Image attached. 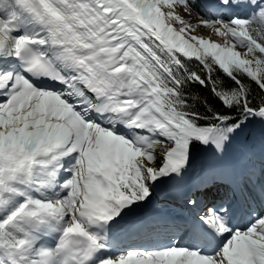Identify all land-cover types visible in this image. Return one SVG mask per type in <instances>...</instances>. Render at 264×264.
<instances>
[{
  "label": "snow or ice",
  "instance_id": "6c2138e0",
  "mask_svg": "<svg viewBox=\"0 0 264 264\" xmlns=\"http://www.w3.org/2000/svg\"><path fill=\"white\" fill-rule=\"evenodd\" d=\"M0 264H264V0H0Z\"/></svg>",
  "mask_w": 264,
  "mask_h": 264
},
{
  "label": "bare ground",
  "instance_id": "6f19581e",
  "mask_svg": "<svg viewBox=\"0 0 264 264\" xmlns=\"http://www.w3.org/2000/svg\"><path fill=\"white\" fill-rule=\"evenodd\" d=\"M185 19H187V17H185ZM193 23H195V21H193ZM200 31L203 32V33H200V34H204L205 36H207L208 33L204 29H202V28L198 29V32H200Z\"/></svg>",
  "mask_w": 264,
  "mask_h": 264
}]
</instances>
